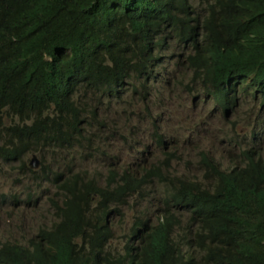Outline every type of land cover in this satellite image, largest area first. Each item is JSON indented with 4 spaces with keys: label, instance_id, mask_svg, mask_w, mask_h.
I'll use <instances>...</instances> for the list:
<instances>
[{
    "label": "clouds",
    "instance_id": "9594fccd",
    "mask_svg": "<svg viewBox=\"0 0 264 264\" xmlns=\"http://www.w3.org/2000/svg\"><path fill=\"white\" fill-rule=\"evenodd\" d=\"M44 1L50 0H0V48L41 49L47 59H61L65 66L57 78L30 71L16 75L0 66V173L16 169L24 179L21 186L50 195L45 202L51 201L56 219L40 228L60 222L55 204L66 201L64 191L74 177L97 179L105 186L111 177L126 180L129 204L104 216L114 232L111 247L121 264H234L219 242L198 238L178 225L162 228L160 211L182 182L207 186L199 154L221 172L249 167L264 176V52L256 62L226 63L216 71L194 74L188 69L190 46L184 24L160 12L156 0H77L54 16L42 12ZM198 5L194 4L204 15L205 7ZM109 54L127 64L128 70H121ZM179 93L186 95L191 110L211 105L210 114L219 113L226 121L236 119L220 141L233 157L224 164L207 152L198 153L202 175L181 173L183 156L175 153L177 142L157 130L150 146L137 151L136 163L123 167L109 149L116 143L128 144L123 127L130 120H143L138 106L145 105V116L150 117L149 101L154 95L162 103ZM245 108L250 109V117L238 116ZM120 114L132 118L123 121ZM155 151L161 152L162 162L139 167ZM31 155L33 161L39 160L38 172L28 160ZM87 159L99 162L105 179L103 171L84 166ZM160 189L163 197L154 204ZM33 198L34 194H27L26 204ZM4 201L3 196L0 207ZM131 203L139 210L131 215L124 234L128 236L118 246L112 221ZM137 217L150 222L133 227ZM36 233L22 241L0 240V247L12 242L28 247Z\"/></svg>",
    "mask_w": 264,
    "mask_h": 264
},
{
    "label": "trees",
    "instance_id": "16d2710c",
    "mask_svg": "<svg viewBox=\"0 0 264 264\" xmlns=\"http://www.w3.org/2000/svg\"><path fill=\"white\" fill-rule=\"evenodd\" d=\"M75 1H44L42 12L54 16ZM195 3L205 7L204 15ZM156 6L184 24L188 69L194 74L216 71L226 63L256 62L264 52V0H156ZM109 58L128 70L116 57ZM3 65L16 75L30 71L57 78L65 71L61 59H47L44 50L25 46L0 48ZM199 155L207 186L182 182L174 187L160 211V226L178 225L198 238L219 242L234 264H264V176L249 167L221 172L205 154ZM73 179L64 191L66 201L55 204L60 222L40 228L28 247L3 244L0 264H121L111 247L114 232L104 216L129 204L128 182L111 177L105 186L97 179ZM148 222L137 217L133 227Z\"/></svg>",
    "mask_w": 264,
    "mask_h": 264
},
{
    "label": "rangeland",
    "instance_id": "374dc122",
    "mask_svg": "<svg viewBox=\"0 0 264 264\" xmlns=\"http://www.w3.org/2000/svg\"><path fill=\"white\" fill-rule=\"evenodd\" d=\"M181 71L184 72L183 67ZM173 89L176 90L177 88L173 87ZM156 93H159V90H156ZM211 107V105H208L205 108L200 107L191 110L188 99L183 93L176 95L172 101L165 99L161 103L156 94L149 101L151 116H145L147 113L145 105L138 106L143 111V120L140 122L130 120V123L123 127V133L128 139V144L116 143L109 149V152L120 158L119 162L123 167L136 163L139 148L150 146L153 141V133L159 130V134L168 140L173 138L177 142L175 153L177 156H183L181 165L178 167L179 171L193 176H201L198 153L207 152L224 164L233 157V155H228L224 151L226 149L220 144V141L222 134L230 131L232 122L236 119L231 118L226 121L222 119L219 113L210 114ZM112 112H115V110H112ZM238 116L250 117V109L245 108ZM126 117L132 118L128 117V114L118 116L123 121ZM164 152L167 153V149H164ZM163 159L161 152L155 151L152 156L147 155L143 158V162L139 163V167L149 168L151 165L160 164ZM28 160L33 162V170L38 172L41 166L39 160L35 159L33 161L32 155L29 156ZM84 166L91 171L98 169L103 171L102 178L105 179L106 171L101 168L97 160L87 159ZM23 182L21 172L16 169L6 168L3 173H0V201L3 196L5 197V201L0 207V240L13 238L22 241L28 239L40 227L48 226L50 222L56 219L51 201L49 203L45 202V199L50 198V195L33 193L28 187L21 186ZM155 193L152 202L157 204L163 197L164 190L160 189ZM27 194H34L35 197L29 201V204H26ZM16 201L19 202L16 203ZM138 210L135 203H131L128 208L121 210V213L114 217L112 222L114 229L117 230L115 243L118 246L124 240L125 232L130 228L131 215Z\"/></svg>",
    "mask_w": 264,
    "mask_h": 264
},
{
    "label": "bare ground",
    "instance_id": "6f19581e",
    "mask_svg": "<svg viewBox=\"0 0 264 264\" xmlns=\"http://www.w3.org/2000/svg\"><path fill=\"white\" fill-rule=\"evenodd\" d=\"M127 236H128V235H126V236L124 237V240H126ZM123 244H124V243H123Z\"/></svg>",
    "mask_w": 264,
    "mask_h": 264
}]
</instances>
